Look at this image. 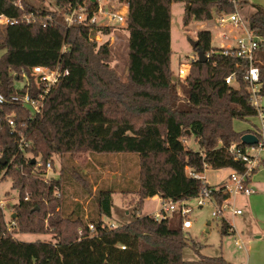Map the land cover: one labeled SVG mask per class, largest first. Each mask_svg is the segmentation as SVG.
<instances>
[{
	"label": "trees",
	"instance_id": "1",
	"mask_svg": "<svg viewBox=\"0 0 264 264\" xmlns=\"http://www.w3.org/2000/svg\"><path fill=\"white\" fill-rule=\"evenodd\" d=\"M54 1L56 9L50 10L27 0H21L24 8L18 0H0V15L17 20L5 24L0 42V92L6 98L0 108V181L9 176L19 191L13 208L17 225L12 230L0 207V264H229L223 256L186 259L184 250L196 251L198 243L186 239L181 215L158 218L142 210L152 196L174 201L198 196L203 181L190 176L189 170L203 173L206 164L237 172L246 168L229 147L245 146L241 141L245 132L234 128V120L257 116L245 79L249 61L224 55L223 46H213L211 30L199 29L195 49L210 55L206 62L198 58L192 62L181 85L184 96L172 68V3L185 2V26L232 13L234 4L230 0H121L129 6L123 25L129 31L123 79L111 65V32L116 26L66 27L63 22L43 26L41 17L53 14L61 21L72 2ZM246 1L241 0V6ZM32 10L40 11V18L22 21ZM248 24L252 32L264 36V7L255 6ZM95 29L102 41L93 38ZM256 64L263 84L264 64ZM35 66L69 71L44 95L37 112L18 100L26 94L38 100L43 93L32 72ZM230 74L237 86L226 83ZM8 116L16 120L24 137L22 145L20 136L11 133ZM189 139L198 147L189 145ZM85 153L138 155V201L132 219L119 225L102 219L112 216L113 188H99L95 195L96 218L70 211V204L65 207L64 180L47 178L46 164L53 165L55 155L68 154L74 160ZM80 169L75 167L70 178L92 194V184ZM218 188L213 197L221 203L228 195ZM222 219L223 233H233V226ZM89 224L94 225L93 231ZM16 233L52 234L53 238L23 241Z\"/></svg>",
	"mask_w": 264,
	"mask_h": 264
},
{
	"label": "rangeland",
	"instance_id": "2",
	"mask_svg": "<svg viewBox=\"0 0 264 264\" xmlns=\"http://www.w3.org/2000/svg\"><path fill=\"white\" fill-rule=\"evenodd\" d=\"M27 1L36 7L56 9L54 0ZM184 10L185 2H173L171 17L172 68L174 80L178 82V90L182 96H184L185 90L181 85L184 84L185 77H179L178 70L179 67L186 65L190 60L198 58V50L193 49L191 40L197 39L196 35L200 24V21L193 20L185 26L183 23ZM240 15L247 23V14L240 10ZM216 17L214 15L212 19L207 20L205 22L206 28H203L211 30L213 46L220 47L221 44H234V40L231 38L233 34H237L233 31L234 28L229 25L217 24ZM115 26L111 32L110 40L113 51L111 65L125 79L127 75L129 31L123 28L125 25L116 24ZM222 32H226L229 37H224ZM242 32L243 30L240 29V35L243 34ZM4 37L5 23L0 20V42L4 40ZM97 39L102 41L101 36ZM262 49H264V45L257 48L256 52ZM234 86H237V84H234ZM260 99L264 106V89ZM29 108L31 111L34 110L30 105ZM257 120L255 117L247 120L236 119L233 126L236 130L242 131L250 125L252 126V123ZM253 126H256V124H253ZM187 143L195 148L198 147L192 139H189ZM28 156L32 155L29 154ZM89 162L91 167L88 165ZM75 167H80L79 171L87 176L92 184V194H88L82 185L75 179L70 178V174ZM138 172V155L135 153L97 154L94 156L85 153L74 160L68 154L55 155L52 169L46 170L48 176L56 178L61 176L64 180L62 192L65 207L70 204L72 208L70 211L80 210V213L85 212L87 217H98L95 195L98 193L99 188H113L112 216H102V219L110 225L123 224L132 219L133 210L138 201L135 191L138 185ZM222 174V169L209 168L206 170L205 176L207 181L213 182L219 180ZM262 196V193L259 192L255 197L239 195L235 199L232 198L235 201V207L242 208L244 211L241 215L232 216L229 214L228 220L235 229V232L230 234H224L222 231V217L213 216L212 212L215 205L212 201L206 200L203 206L198 205L197 197L184 201L193 208V211L189 213L192 226L183 228L184 235L189 242L193 240L198 243L196 251L191 247L184 250L185 258L192 260L203 256H223L229 264H248L249 261L253 264L256 261L261 262L264 260L261 250V248L264 249V201H261ZM260 198L261 200L258 201L257 199ZM2 200H7L3 203L2 208L5 219L9 221L14 205L19 200V191L13 187L12 179L9 176L0 181V202ZM77 203H80L81 206L77 207ZM161 208H163L162 200L157 196H152L145 200L142 214H157L161 212ZM170 215H175V218L179 217L178 214ZM16 235L19 240L23 241L51 240L53 238L52 234L16 233ZM259 235L261 236L257 237ZM240 244L242 247H239Z\"/></svg>",
	"mask_w": 264,
	"mask_h": 264
},
{
	"label": "built area",
	"instance_id": "3",
	"mask_svg": "<svg viewBox=\"0 0 264 264\" xmlns=\"http://www.w3.org/2000/svg\"><path fill=\"white\" fill-rule=\"evenodd\" d=\"M230 1L234 4L235 10L229 14L223 13L217 15L215 21L219 25H229L238 30L237 34L232 35L231 37L234 40V44L223 46L224 49L222 50V53L224 55L243 57L249 61V67L245 73V79L249 82L250 100L257 110L256 118L259 119L258 124L253 126L254 131H251L258 137V142L254 145L245 144L244 149L233 144L229 147V152L235 159L244 161L246 168L243 172L232 170L227 182L219 185L221 190L228 195V197L221 203H218L213 197L214 191H216V189L219 190V188L209 185L207 177L205 176L206 170L212 168L211 165L206 164L203 173L189 170L190 176L201 179L204 184L200 194L196 196L198 198V205L203 206L206 200H210L215 205V209L212 212L213 216H221L226 219L229 214L234 216L243 213V209L235 207V201L231 198H235L239 195H250L254 192L249 181L255 170L261 167L262 162L264 161V107L260 99L263 85L261 82L260 67L256 64L255 60V52L257 48L264 45V36L252 32L249 28L248 22L246 23L244 18L240 15L241 0ZM17 4L20 8H24V4L21 0H18ZM128 7V3L122 2L121 0H72L69 9L64 14L63 20L60 21L58 18L54 17L53 14H48L41 17V21L43 26L53 25L60 22H63L66 27H70L74 24L97 25L98 27L115 26L116 24L125 25ZM40 14V11H27L21 20L35 22L40 18ZM0 20L5 24L17 21L16 19L5 15H0ZM240 29L243 30V34L241 35ZM222 35L226 38L229 37L226 32H222ZM99 36L101 35L97 34L96 38ZM209 55L210 54H207L208 57ZM193 61L194 60L192 59L190 62L186 63V65L179 67V77L184 78L188 75ZM32 72L36 77V81L43 86L44 91L39 95L38 100H31L27 94L18 97V100L23 104H29L33 107L34 111L37 112L41 109L44 95L55 84H57L63 76L67 75L69 71L62 70L60 66H57L54 69L46 66H35ZM225 81L229 85L234 84V74L228 75ZM5 100V96L0 92V108ZM8 124L11 133L20 136L19 142L21 143L20 145H22L24 137L20 134L16 120L13 116H8ZM46 168L47 170L52 169V164L48 162ZM49 177L50 176L47 175V178ZM159 198L163 202V208H161V212L155 214L156 217L159 218L161 216H166L167 214L179 213L183 218V227L190 228L192 226V221L189 218V213L193 211L192 207L188 206L184 201L166 200L161 196H159ZM6 201L7 200H2L0 202V207H2L3 203ZM13 214L14 210L12 211L10 220H6L9 230H12L17 225ZM89 228L91 231L95 229L93 224H89ZM232 228L234 229V227ZM122 247L124 248L125 246ZM239 247H242V245L240 244Z\"/></svg>",
	"mask_w": 264,
	"mask_h": 264
},
{
	"label": "crops",
	"instance_id": "4",
	"mask_svg": "<svg viewBox=\"0 0 264 264\" xmlns=\"http://www.w3.org/2000/svg\"><path fill=\"white\" fill-rule=\"evenodd\" d=\"M256 5H260V6L264 7V0H247L241 6L240 10H243L244 13L247 14V16H248L247 19H248L249 16L255 11V6ZM205 25H206L205 22H200L198 27H199V29H203V28H206ZM233 31L235 33H237L238 30L234 28ZM233 35H235V34H233ZM221 46H227V45L221 44ZM255 60H256V62H258L260 64H264V49L259 50L258 52H255ZM263 89H264V83H263L262 91H263ZM258 122H259V119L256 122H253L252 126L250 125V127L246 128V129H243L242 131H244L245 133H247L246 131L251 132L250 129L253 128V124H258ZM222 171H223V174H222V177L219 180H216V181H213V182L207 181L209 183V185L218 188L219 185L224 184V183L227 182V180L229 179L230 174L232 173V169L231 168H224V169H222ZM249 184L254 189V192L252 194H250V195H243V196H247V197L254 196L255 197V196H257L259 194V192H261L262 195H263L262 196V200H261V198L257 199V200L258 201H260V200L264 201V198H263L264 197V166H262V168L258 169L256 172L253 173V175H252V177H251V179L249 181ZM156 196L159 197V195H156ZM233 199H235V198H233ZM227 221H228V223H230L228 218H227ZM234 232H235V230H234ZM260 236L261 235H259L257 237H260ZM261 250H262L263 255H264V249L261 248ZM248 264H251V261H249ZM253 264H264V260H262L261 262L256 261Z\"/></svg>",
	"mask_w": 264,
	"mask_h": 264
},
{
	"label": "water",
	"instance_id": "5",
	"mask_svg": "<svg viewBox=\"0 0 264 264\" xmlns=\"http://www.w3.org/2000/svg\"><path fill=\"white\" fill-rule=\"evenodd\" d=\"M94 33L95 34H94L93 38H96V35H97L96 29L94 30ZM191 44H192L193 49H195V48H197L198 41L197 40H191ZM197 55H198V60L201 62H206L208 60V56L201 50L198 51ZM241 141L247 145H254L258 142V137L252 132H247V133H244L242 135ZM33 161H36V158H34ZM15 216H16V214L14 213L13 217H15Z\"/></svg>",
	"mask_w": 264,
	"mask_h": 264
}]
</instances>
